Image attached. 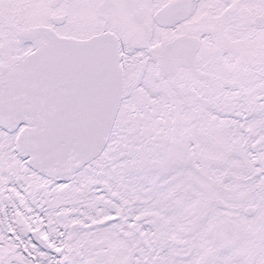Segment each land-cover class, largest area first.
I'll list each match as a JSON object with an SVG mask.
<instances>
[{
	"label": "snow or ice",
	"instance_id": "1",
	"mask_svg": "<svg viewBox=\"0 0 264 264\" xmlns=\"http://www.w3.org/2000/svg\"><path fill=\"white\" fill-rule=\"evenodd\" d=\"M0 264H264V0H0Z\"/></svg>",
	"mask_w": 264,
	"mask_h": 264
}]
</instances>
